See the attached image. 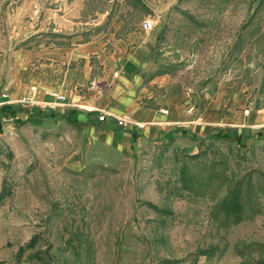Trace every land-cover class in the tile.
<instances>
[{
  "label": "rangeland",
  "instance_id": "rangeland-1",
  "mask_svg": "<svg viewBox=\"0 0 264 264\" xmlns=\"http://www.w3.org/2000/svg\"><path fill=\"white\" fill-rule=\"evenodd\" d=\"M146 19L189 114L216 124L129 147L2 105L0 264H264V0H0V93L18 53L127 39Z\"/></svg>",
  "mask_w": 264,
  "mask_h": 264
},
{
  "label": "crops",
  "instance_id": "crops-1",
  "mask_svg": "<svg viewBox=\"0 0 264 264\" xmlns=\"http://www.w3.org/2000/svg\"><path fill=\"white\" fill-rule=\"evenodd\" d=\"M77 38L80 36L72 37L69 45L18 53L9 77V98L22 96L31 86L38 88L43 101L49 99L48 91L62 92L82 109L68 112L70 109L60 108L54 113L65 112L129 147L163 145L168 140L177 145L178 140H189V134H199L216 124L211 107L204 105L198 119L189 114L191 98L183 84L156 63V37L150 32L137 31L112 42L99 39L81 43ZM2 81L1 74L0 85ZM162 109L166 113H161ZM101 111L129 115L146 127L121 131L110 121L99 125L96 117ZM196 120L204 122L201 129Z\"/></svg>",
  "mask_w": 264,
  "mask_h": 264
},
{
  "label": "built area",
  "instance_id": "built-area-1",
  "mask_svg": "<svg viewBox=\"0 0 264 264\" xmlns=\"http://www.w3.org/2000/svg\"><path fill=\"white\" fill-rule=\"evenodd\" d=\"M142 29L143 31L144 30L149 31L150 29H152L151 20L148 19L144 20V22L142 23ZM38 94H39L38 88L36 86H31L25 91V93L22 96L13 99L11 97L9 98L7 90H3L0 93V107L2 105H9V106L16 105L24 110L26 109L31 110L33 108H38L39 110H43L51 113L56 112V110L60 108L82 109L76 104L74 99L70 100L68 96L57 90L46 92V96L49 98L47 101L40 100ZM77 97L78 96L75 95L74 98L76 99ZM84 111L86 112L89 110L86 109ZM162 112L165 113L166 111L162 110ZM108 121L112 122V124L115 126L116 129L118 128L127 131H132V129L135 128L139 130H143L146 127V124L134 120L129 115H117V114L115 115L107 111L98 112V115L96 117V122L99 125L105 124Z\"/></svg>",
  "mask_w": 264,
  "mask_h": 264
},
{
  "label": "trees",
  "instance_id": "trees-1",
  "mask_svg": "<svg viewBox=\"0 0 264 264\" xmlns=\"http://www.w3.org/2000/svg\"><path fill=\"white\" fill-rule=\"evenodd\" d=\"M51 116H54V117H55L56 115L51 114ZM65 118L68 119L69 116L67 115V116H65ZM240 217H241V214H240V216L238 215L239 220H240ZM236 255H237L238 257L242 258V257L244 256V250L241 249L240 251H239V250L236 251ZM245 260H246V258H245V259L243 258L241 264H247ZM263 262H264V261H263Z\"/></svg>",
  "mask_w": 264,
  "mask_h": 264
}]
</instances>
